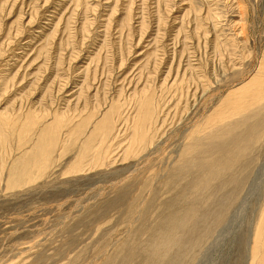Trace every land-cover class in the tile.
Masks as SVG:
<instances>
[{
	"label": "rangeland",
	"instance_id": "1",
	"mask_svg": "<svg viewBox=\"0 0 264 264\" xmlns=\"http://www.w3.org/2000/svg\"><path fill=\"white\" fill-rule=\"evenodd\" d=\"M263 52L264 0H0V264H248L264 93L178 133Z\"/></svg>",
	"mask_w": 264,
	"mask_h": 264
},
{
	"label": "bare ground",
	"instance_id": "2",
	"mask_svg": "<svg viewBox=\"0 0 264 264\" xmlns=\"http://www.w3.org/2000/svg\"><path fill=\"white\" fill-rule=\"evenodd\" d=\"M261 5V4H260ZM257 17V16H256ZM240 18V17H239ZM254 22V21H253ZM241 24V23H240ZM240 29V28H239ZM242 29V27H241ZM242 32V31H241ZM219 42V41H218ZM217 42V43H218ZM217 50L218 48H220V45L218 44L215 47ZM255 52V51H254ZM257 53V52H255ZM256 59V58H255ZM255 61V60H254ZM257 65V64H256ZM232 68V67H231ZM217 69V68H216ZM252 69V68H251ZM257 71L254 75H250V77H248V79L246 81H244L243 79V83L241 80V84H239L240 86L236 89H234L232 92L228 93L227 95H225L224 98L221 99V101L219 102V104L212 109V112L208 115V117H205V121L204 123H202V125H200L199 127H197L195 132H192L193 129L196 128V125L194 126L193 124H191V126H185L184 130H182L181 132H179L178 134L180 135V138L182 137L183 141L184 139H187V137L190 135V133H194V134H200L202 133L204 130L207 129V125L212 123L214 120H218L221 119L222 117L224 118L226 116V112L227 111H232V113L235 111L237 112H243V108L247 109L250 105V103L245 102L243 103V101L241 100V96L242 95H247V94H253V95H259V94H263L264 93V87L262 85H264V52L262 55L261 60L258 62L257 65ZM220 70V69H219ZM221 72V70H220ZM224 72V71H223ZM252 72V71H251ZM208 73V72H207ZM213 74V73H212ZM213 76V75H212ZM247 76V75H246ZM245 76V77H246ZM244 77V78H245ZM215 80V79H214ZM218 80V79H217ZM216 81V80H215ZM262 84L259 87H256L257 85ZM181 87V86H180ZM211 87V86H210ZM183 88V87H181ZM232 88V87H231ZM255 88V89H254ZM179 89V88H178ZM254 89V90H253ZM230 90V89H229ZM218 93V92H217ZM223 95V94H222ZM246 97V96H245ZM260 97V96H259ZM214 97H209L207 101H209L210 104L213 105V101L215 102V100H213ZM240 98V99H239ZM243 98V96H242ZM249 98V97H248ZM254 98V96L252 97ZM261 98V97H260ZM259 98V99H260ZM147 99V98H146ZM257 99V98H256ZM258 99V100H259ZM264 100V98H263ZM260 101V100H259ZM258 103V101L256 102ZM146 104V103H145ZM242 104H245L244 106H242ZM211 105V107H212ZM254 105V104H252ZM149 106V105H147ZM204 108L206 109V101L203 104ZM209 107V106H208ZM250 109V108H249ZM205 112V111H204ZM202 112V113H204ZM210 112V111H209ZM118 113V108H116L114 115H117ZM241 114V113H240ZM3 116V114H1ZM235 116V115H234ZM3 118V117H2ZM2 118L0 119V121L2 120ZM226 119V118H225ZM228 119H230V117H228ZM141 120V121H140ZM140 120H138L136 126H135V130H134V137L131 138L132 140L129 142L131 143L129 148V152H134L132 151V149H137L139 146H141L142 144H148V147L152 144V138L149 136V132L151 131V129L148 126V122L150 120L145 119L144 117ZM233 120V119H232ZM224 121V120H223ZM227 121V120H226ZM182 123V122H180ZM236 123V122H235ZM102 124L103 123H99L97 124L94 128L102 129ZM188 124V123H187ZM11 125V124H10ZM177 126V125H176ZM214 126V125H213ZM238 126V125H237ZM235 126V127H237ZM2 127V126H1ZM230 128H232V126H230ZM5 129V128H3ZM48 130V129H46ZM46 130L41 129L39 131V133H45L47 132ZM177 131V130H174ZM207 131V130H206ZM17 132V131H16ZM181 133V134H180ZM257 133V132H256ZM112 134V133H111ZM173 136V134H171ZM170 135V137H172ZM176 135V134H175ZM179 135L177 136L179 138ZM26 136V135H25ZM24 136V137H25ZM30 136V135H29ZM23 137V138H24ZM176 137V136H175ZM249 137V136H248ZM27 138V136H26ZM113 138V137H112ZM177 138V139H178ZM257 138V137H256ZM254 140V138H253ZM259 140V139H258ZM257 140V141H258ZM104 141V140H103ZM179 143L178 147H181ZM206 143V142H205ZM159 148V147H158ZM140 149V148H139ZM156 149V148H155ZM102 154V153H101ZM263 162V161H262ZM254 177L251 179L250 184L248 185L247 191L244 192L243 197L241 198V201H239L240 203L238 205H240V208L243 209L245 207V202L248 200H251V195L253 194V191L255 190L254 187L259 184L260 187V191L261 193L257 194L258 196V201L260 202L261 208L259 209V213L257 216V221L256 224L254 226V231H253V236L249 239L250 243L249 245L245 242L246 240H244L243 245L247 247L249 251V254H247L246 257H248L249 255V262L248 264H264V164H262L259 168L256 169V171L253 173ZM11 180V175L9 176V181L8 183H10ZM258 191V190H256ZM257 198V197H256ZM256 201V200H255ZM141 203V202H140ZM240 208H237L238 210ZM246 208V207H245ZM237 213V212H236ZM240 213V212H239ZM253 214V213H252ZM236 215V214H235ZM237 216V215H236ZM235 216V217H236ZM234 217V216H233ZM229 218V217H228ZM231 218V217H230ZM228 220V219H227ZM233 221V218L230 219ZM228 223L230 221H227ZM231 223V222H230ZM227 223H225L226 225ZM229 226V225H228ZM252 226V225H251ZM250 226V227H251ZM227 228V227H225ZM249 228V227H248ZM225 233V232H224ZM213 245V244H212ZM241 247V246H240ZM209 248H211V245L209 246ZM246 249V250H247ZM104 251V250H103ZM248 253V252H247ZM197 260V259H196ZM201 259H199L200 262ZM95 262V261H94Z\"/></svg>",
	"mask_w": 264,
	"mask_h": 264
}]
</instances>
